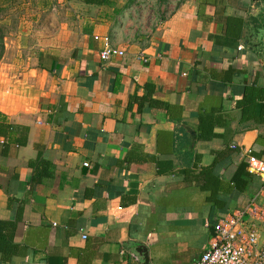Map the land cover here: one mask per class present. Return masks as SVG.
I'll list each match as a JSON object with an SVG mask.
<instances>
[{
  "label": "crops",
  "instance_id": "crops-1",
  "mask_svg": "<svg viewBox=\"0 0 264 264\" xmlns=\"http://www.w3.org/2000/svg\"><path fill=\"white\" fill-rule=\"evenodd\" d=\"M60 1L77 22L32 20L14 41L29 55L0 64V114L28 130L0 137V221L15 224L0 264H141L136 243L152 264H198L215 223L264 208L258 176L233 182L248 150L264 161L262 15L252 0ZM96 36L124 56L102 61Z\"/></svg>",
  "mask_w": 264,
  "mask_h": 264
},
{
  "label": "built area",
  "instance_id": "built-area-1",
  "mask_svg": "<svg viewBox=\"0 0 264 264\" xmlns=\"http://www.w3.org/2000/svg\"><path fill=\"white\" fill-rule=\"evenodd\" d=\"M103 40L104 48L100 53L102 61L108 62L114 57H122L125 52L114 48L109 37ZM147 62L143 56L140 57ZM235 148V147H233ZM248 171L261 180L259 196L264 195V161L247 151ZM89 164H85L88 167ZM264 221V208L255 200L242 211L231 213L213 225V234L208 249L198 264H264V243L258 223ZM86 238V236H84Z\"/></svg>",
  "mask_w": 264,
  "mask_h": 264
},
{
  "label": "trees",
  "instance_id": "trees-1",
  "mask_svg": "<svg viewBox=\"0 0 264 264\" xmlns=\"http://www.w3.org/2000/svg\"><path fill=\"white\" fill-rule=\"evenodd\" d=\"M46 1V2H45ZM44 5H48V0H45ZM70 1V0H66ZM81 1L86 5L91 6H114L118 0H77ZM3 9L0 8V60L4 57L5 54V39L8 32L7 24L3 23ZM241 22V21H240ZM242 23V22H241ZM261 88L257 87V85H253L250 88H247V91L244 96V100L239 104L242 109L247 112L251 108V106L255 103V101L261 98L260 94ZM264 91V90H263ZM264 97V95H263ZM209 118L207 116H200V126H199V138L200 139H209L214 133V126L208 124ZM27 133L28 130L26 128H17L14 125L8 123L5 117L0 114V137L6 140V143L9 144H17V145H25L27 143ZM255 156V155H254ZM247 163H242L238 170L236 171L233 182L239 190H243L248 185L247 178L252 177V174L247 170ZM208 171V170H205ZM254 175V174H253ZM15 224L10 222L0 221V253L9 258L13 253L10 250L9 243V230L14 229Z\"/></svg>",
  "mask_w": 264,
  "mask_h": 264
},
{
  "label": "rangeland",
  "instance_id": "rangeland-1",
  "mask_svg": "<svg viewBox=\"0 0 264 264\" xmlns=\"http://www.w3.org/2000/svg\"><path fill=\"white\" fill-rule=\"evenodd\" d=\"M162 1V0H161ZM159 2V0H158ZM49 4L54 3L55 8L57 10L47 11V12H39L37 10L39 7H42L44 2L43 1H38V0H0V8L4 10L2 13L3 15V23L7 24L8 26V32L7 36L5 39V54L4 56L7 58H15L16 54H26L29 55V51L27 50L26 53L21 48H18L17 46L14 45V41L17 37L21 36L23 38L28 37V32H24L23 30L26 29L28 23H31L32 20L33 22L36 23L37 21L43 22V21H52L54 24L60 25L64 21L68 22V20L71 19L73 22H77V15L72 16L73 12H82V6L74 3L70 5V9L72 11H69L68 13L71 12L69 17H66V14H62V9H66L67 5H65L66 2H61L60 0H48ZM42 5V6H41ZM81 7V8H80ZM54 8V9H55ZM75 10V11H74ZM77 12V13H78ZM59 13V14H58ZM53 14V15H52ZM157 13H150V20H153ZM52 15V16H51ZM51 16V18H50ZM125 17V16H124ZM148 17V15L146 16ZM158 19H160L159 15H156ZM128 23H126V28L128 29L127 32L123 31V33L126 35L127 34H134L135 30H133V27H127ZM125 26V23H124ZM123 26V27H124ZM144 26V25H143ZM151 26V25H150ZM153 28V27H152ZM149 34V31H143L140 30V34L142 32ZM24 35V36H23ZM143 35V34H141ZM18 56V55H16ZM3 62V59L0 60V64Z\"/></svg>",
  "mask_w": 264,
  "mask_h": 264
},
{
  "label": "water",
  "instance_id": "water-1",
  "mask_svg": "<svg viewBox=\"0 0 264 264\" xmlns=\"http://www.w3.org/2000/svg\"><path fill=\"white\" fill-rule=\"evenodd\" d=\"M253 8L252 14L258 16L259 14L263 17L262 25H264V0H252ZM133 254L138 258L141 264H152L149 256V249L145 244L136 243L132 246Z\"/></svg>",
  "mask_w": 264,
  "mask_h": 264
}]
</instances>
